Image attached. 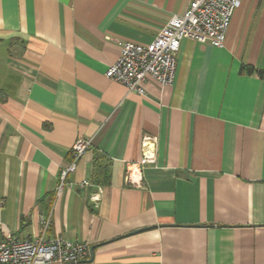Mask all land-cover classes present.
I'll list each match as a JSON object with an SVG mask.
<instances>
[{
	"label": "crops",
	"instance_id": "obj_1",
	"mask_svg": "<svg viewBox=\"0 0 264 264\" xmlns=\"http://www.w3.org/2000/svg\"><path fill=\"white\" fill-rule=\"evenodd\" d=\"M191 1L0 0V241L43 213L49 239L89 246L74 264H264V79L242 70H264V0H242L223 48L184 39L172 86L106 77L117 39L151 43ZM145 136L157 161L129 182Z\"/></svg>",
	"mask_w": 264,
	"mask_h": 264
},
{
	"label": "built area",
	"instance_id": "obj_2",
	"mask_svg": "<svg viewBox=\"0 0 264 264\" xmlns=\"http://www.w3.org/2000/svg\"><path fill=\"white\" fill-rule=\"evenodd\" d=\"M242 0H192L181 15H173L149 44H140L117 39L118 60L109 67L106 77L124 85L129 92L145 95L149 83L164 88L172 86L177 70V55L181 42L191 39L223 48L235 11ZM93 146L91 139H78L71 150V162L62 169L56 194L60 195L66 186L69 174L78 168L81 158ZM157 161V138L145 136L141 158L130 163L126 179H137L143 167ZM88 183L84 181L81 186ZM5 200L0 196V211ZM39 235L20 239L9 235L0 241V264H74L90 255L86 243H72L61 237L49 239L51 214H41Z\"/></svg>",
	"mask_w": 264,
	"mask_h": 264
},
{
	"label": "trees",
	"instance_id": "obj_3",
	"mask_svg": "<svg viewBox=\"0 0 264 264\" xmlns=\"http://www.w3.org/2000/svg\"><path fill=\"white\" fill-rule=\"evenodd\" d=\"M242 70H243L244 72H247L248 74H253V73H255V74H257L260 78H263V79H264V70L255 69L254 67L246 66V65L243 66ZM96 161H97V159H96ZM96 165H97V162H96ZM54 198H55V196L52 195V197H51V203L53 202Z\"/></svg>",
	"mask_w": 264,
	"mask_h": 264
}]
</instances>
